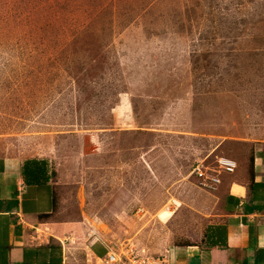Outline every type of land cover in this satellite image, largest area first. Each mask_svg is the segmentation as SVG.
Returning a JSON list of instances; mask_svg holds the SVG:
<instances>
[{
    "label": "rangeland",
    "instance_id": "obj_1",
    "mask_svg": "<svg viewBox=\"0 0 264 264\" xmlns=\"http://www.w3.org/2000/svg\"><path fill=\"white\" fill-rule=\"evenodd\" d=\"M256 143L264 0H0V157L46 161L83 261L91 229L150 258L199 242L218 158Z\"/></svg>",
    "mask_w": 264,
    "mask_h": 264
},
{
    "label": "crops",
    "instance_id": "obj_2",
    "mask_svg": "<svg viewBox=\"0 0 264 264\" xmlns=\"http://www.w3.org/2000/svg\"><path fill=\"white\" fill-rule=\"evenodd\" d=\"M252 148L251 173L249 161L230 158L236 168L224 172L215 186V219L205 225L199 242L173 246L170 264H264V143ZM23 163L0 157V264H47L40 248L51 244L61 247L56 264H86V257L103 256L105 244H100L102 254L93 251L98 243L85 246L84 261L66 250L64 233L75 227L39 218L52 211L51 182L26 184Z\"/></svg>",
    "mask_w": 264,
    "mask_h": 264
},
{
    "label": "built area",
    "instance_id": "obj_3",
    "mask_svg": "<svg viewBox=\"0 0 264 264\" xmlns=\"http://www.w3.org/2000/svg\"><path fill=\"white\" fill-rule=\"evenodd\" d=\"M218 167L225 172L231 173L236 168V162L227 157H221L217 160ZM197 175L199 177L203 176V172L198 169ZM209 178V185L211 188L215 189V186L219 183L218 177H208ZM88 242L87 247H90L93 244H103L102 237L100 234L91 229L87 233ZM63 247V243H62ZM86 264H170L168 260V255H158L157 257H148L144 251L140 253H134L130 250L126 252L117 253L113 251L109 246H106V252L103 256H93L91 258L86 257Z\"/></svg>",
    "mask_w": 264,
    "mask_h": 264
},
{
    "label": "trees",
    "instance_id": "obj_4",
    "mask_svg": "<svg viewBox=\"0 0 264 264\" xmlns=\"http://www.w3.org/2000/svg\"><path fill=\"white\" fill-rule=\"evenodd\" d=\"M252 153L253 151L251 150L250 155H249L250 173L252 171V160H253ZM21 173H22V176L26 184H36L42 180L45 182L50 181L48 167H47L46 161L44 160H38V159L25 160V162L22 165ZM51 204H52V211L50 213H43L39 215L40 219H44V220L50 219L53 213V210L55 208V197H54V191H53L52 184H51ZM193 244L183 243V244H180L179 246H189ZM42 249L45 250L44 255L48 257L47 264H56V262L54 261L55 257H57L58 259L57 261L61 263V258H60L61 247L60 246L51 244V245H47V246L40 248V250ZM58 254H59V258H58Z\"/></svg>",
    "mask_w": 264,
    "mask_h": 264
}]
</instances>
